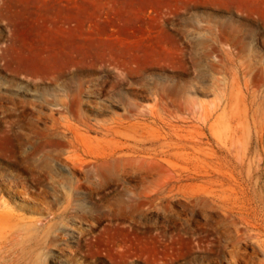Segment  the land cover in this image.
<instances>
[{"label":"rangeland","instance_id":"374dc122","mask_svg":"<svg viewBox=\"0 0 264 264\" xmlns=\"http://www.w3.org/2000/svg\"><path fill=\"white\" fill-rule=\"evenodd\" d=\"M125 58L132 72L114 87ZM263 108L264 0H0V264H235V235L206 215L210 196H235L241 180L264 196V146L247 147ZM206 109H226L215 126L233 151L216 165L230 179H188L186 150L146 153L157 139L186 140L191 111ZM125 115L150 128L102 133ZM64 117L91 127L86 163L50 139L62 156L39 182L22 151L41 149ZM240 247L243 264H264L258 245Z\"/></svg>","mask_w":264,"mask_h":264},{"label":"bare ground","instance_id":"6f19581e","mask_svg":"<svg viewBox=\"0 0 264 264\" xmlns=\"http://www.w3.org/2000/svg\"><path fill=\"white\" fill-rule=\"evenodd\" d=\"M71 22H72L71 20L67 21L66 23V25H68L67 29L71 28ZM66 49L67 48H62V51H65ZM70 54L72 55V52ZM74 57L77 58L78 55ZM126 60L128 59L125 58L118 65L119 69L118 72H116L117 76L115 81L113 82L114 87L117 86L121 87L125 82V77L132 72L128 69V64H127L128 62ZM77 83L78 86L76 91L78 95H82L84 92V82L83 80H80V82ZM104 93H107V91L101 90L99 91L98 94L104 95ZM62 104L65 105L66 107L65 109L67 111H69L72 108V105L68 104L66 101L63 102ZM191 113L194 114V117L190 118L189 120L190 125L188 126V130H187L189 135L186 138V140L181 138L176 142L168 141L165 143H160V146L157 147V143L161 142L160 141L161 139H157L155 142H152V144H155V147L146 149L147 150L146 153H151L153 150L157 153L155 154L156 156L159 157V155H161L162 156L161 158H166L169 160V158L172 157L173 155L182 156L180 150H186L188 151V155L194 158L193 160H191L192 166L188 169V173L186 175L188 179L193 180L200 178H212L217 181L221 178L230 179L229 174L225 172H221L219 170V167H217L216 165L217 163L216 161H219L221 159L222 157L221 155H224L225 159H228L229 157H231L233 151L232 150L233 148H230L229 144H223L221 137L222 132L220 129L216 128L215 126L216 122H220L221 120H223L222 118L223 115L226 113V109L224 110L219 109L215 111L206 109L200 111V113L194 111H191ZM64 119L66 122H62L60 127L58 121L53 122L52 126L50 127L51 133L49 135V138H47L48 141H46L45 144H43L42 146L40 145L41 149H33L30 152H28V150L22 151V154L26 155V158L29 161L33 162L32 164L34 165V172L38 173L37 177L39 182H46V179L47 178L49 179L50 174L54 170L53 165L51 163L58 160L62 156V154H59L57 152V148L55 149L50 139L53 138L65 139L66 145L73 149L71 151L73 155L68 157V159L77 160L81 165L86 163L83 155L81 153L79 154V150H80L79 148L80 146H84L87 150V148L89 149V147H91L90 146L91 142L89 138L85 136L86 134L84 133V131L89 132L91 127L87 122L84 121H82L80 126H77L76 124H74V122L70 121L68 117H64ZM161 120L162 122L164 121L163 118H161ZM195 120H198V122H200L202 126L196 125ZM150 125L149 123L144 124L140 121H134L129 115H125L124 117H121L118 120L114 121L112 124H108V123L101 124L99 125V128L101 129L103 134L111 135V134H122L125 130L138 132L139 130L150 128ZM61 128L63 129V131H60ZM68 135H72L73 138L71 140L68 139ZM256 135H257L256 140H254L253 137L251 136L249 138V142L247 144L249 150L251 149L253 144L257 145L258 147L264 146V125L260 128H256ZM171 138L172 135L168 133L166 135V140H169ZM205 140L208 141L206 142ZM137 142L139 144L143 143V145H146L141 140H138ZM29 143L32 145V139H29ZM134 150H137L139 152H144L143 150H145V148L144 147L139 148V146H137L134 147ZM86 154L90 155L88 151L86 152ZM151 159L158 160L157 157H152ZM238 163H239L238 160L232 159V164H238ZM87 178L90 180L91 176L88 175ZM258 178L260 179V177ZM259 179L256 182V187L260 186ZM245 184L246 181L241 180L238 182V188L233 187L232 185H230L229 188L227 187L228 190L230 189L234 191L235 196H232L230 194L223 195L220 193L214 195L212 194L210 196L211 199L210 201L215 206V209L211 214L206 213L207 225L213 227V230L218 235L220 236L235 235L234 236L235 241L233 246L234 249L229 251L232 259L235 261L234 262L235 264H243L244 262H247L246 257L241 253V247H240L241 245L256 244L258 245L259 248L264 250V196L259 195L257 193L249 195V193L246 191ZM11 186L17 188L20 187L21 184L20 182L17 181V182H13ZM79 188L81 187L79 186L76 187L75 189H71L70 193L74 194L76 191L79 190ZM193 192H195V190ZM191 196L194 199L202 198L200 194H192ZM72 204H73V200L69 199L68 205L64 207L63 210L65 214H66V210H69L67 208L72 206ZM136 226L139 225L136 223ZM257 252H258L257 247H255L254 253Z\"/></svg>","mask_w":264,"mask_h":264}]
</instances>
